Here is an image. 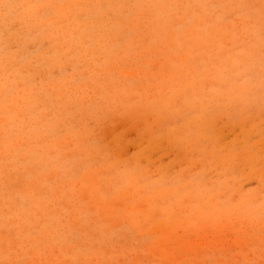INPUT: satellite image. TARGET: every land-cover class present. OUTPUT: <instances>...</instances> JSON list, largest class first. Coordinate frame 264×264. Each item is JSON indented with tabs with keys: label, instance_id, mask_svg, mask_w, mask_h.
Here are the masks:
<instances>
[{
	"label": "rangeland",
	"instance_id": "374dc122",
	"mask_svg": "<svg viewBox=\"0 0 264 264\" xmlns=\"http://www.w3.org/2000/svg\"><path fill=\"white\" fill-rule=\"evenodd\" d=\"M0 264H264V0H0Z\"/></svg>",
	"mask_w": 264,
	"mask_h": 264
}]
</instances>
